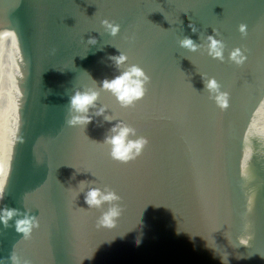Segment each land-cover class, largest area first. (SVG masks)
I'll list each match as a JSON object with an SVG mask.
<instances>
[{"label": "water", "instance_id": "obj_1", "mask_svg": "<svg viewBox=\"0 0 264 264\" xmlns=\"http://www.w3.org/2000/svg\"><path fill=\"white\" fill-rule=\"evenodd\" d=\"M132 65L144 95L121 106L100 82ZM77 89L99 93L86 127L66 122ZM118 123L146 139L127 162L101 142ZM0 185V209L17 210L0 223V264H264V0H0ZM89 187L120 199L90 208ZM113 203L115 222L98 224Z\"/></svg>", "mask_w": 264, "mask_h": 264}, {"label": "clouds", "instance_id": "obj_2", "mask_svg": "<svg viewBox=\"0 0 264 264\" xmlns=\"http://www.w3.org/2000/svg\"><path fill=\"white\" fill-rule=\"evenodd\" d=\"M101 26L108 35H115L119 30V25L104 19L100 21ZM244 25H240V31H244ZM193 31H195L193 29ZM215 31V30H213ZM208 41L209 54L214 58L223 59V42L216 39L213 35L206 37ZM90 44H95V38H89ZM179 45L182 48H186L190 51L195 50L198 46L193 42L191 37L185 36L179 40ZM109 60L114 66L119 67L127 57L125 54L119 51L118 55H109ZM229 59L234 63L240 64L244 61L245 57L241 53L239 48L233 49L229 54ZM203 86L207 89L211 95V98L221 108L227 105V92L220 90V85L214 77H202ZM148 80L143 70L138 66L132 65L128 70L122 72L120 75L113 76L110 80L104 78L100 82L102 89L109 90L116 97L121 106H128L135 100L141 98L144 95V84ZM99 93L95 89H89L87 91H80L79 89L73 91L72 95L68 98L69 117L67 123L70 126L73 125H86L92 120V116L88 115L90 107L95 106ZM104 113V109L101 107L97 109L95 115H101ZM106 121H111V117L104 115ZM108 133L104 135L101 142L109 144L111 146L109 155L118 161L127 162L135 156H137L143 146L146 143V139L142 136H136L135 139L131 138L135 136V130L130 126L118 123L112 125L108 129ZM80 184H84V181H80ZM2 187V185H0ZM120 197L114 191L105 188L101 191L97 187H89L84 192V203L88 207L100 208L105 202L118 201ZM16 209H0V223H6L7 219L11 218L16 213ZM120 214V207L118 204L113 203L105 211L101 213L98 218V224L102 226H111L115 222V219ZM34 226V219L30 216H23V218L16 221V230L23 233L27 237ZM245 243V241H241ZM14 264H16V257H12Z\"/></svg>", "mask_w": 264, "mask_h": 264}]
</instances>
